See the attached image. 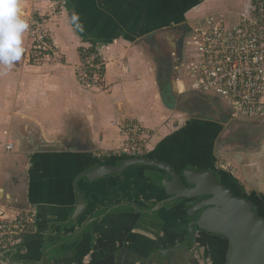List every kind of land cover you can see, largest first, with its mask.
<instances>
[{"label":"crops","instance_id":"1","mask_svg":"<svg viewBox=\"0 0 264 264\" xmlns=\"http://www.w3.org/2000/svg\"><path fill=\"white\" fill-rule=\"evenodd\" d=\"M158 1L21 0L23 15L51 13L52 8L67 11L65 18L53 16L49 25L64 60L35 67L21 59L10 70L0 68V205L9 216L24 209L37 213L35 232L14 253L0 252V264L208 263L209 256L199 257L197 248L205 251L197 246L199 240L186 247L184 216L168 205L154 209L166 198L156 186L158 174L149 167H130L94 182L82 178L98 166H120L130 159L115 153L124 141L119 124L129 117L154 131L144 158L155 157L175 169L182 164L181 168L189 164L200 169L217 160L215 167L221 170L220 158L228 161L235 179H246L264 192V143L246 161L257 165L243 171L236 162L247 156L234 152V144L227 142L218 151L215 141L212 144L220 121L204 118V109H167L162 94L161 101L156 100V89L161 91L155 87L157 67L150 47L159 40L167 43L169 60L174 59L170 56L172 51L177 55L174 35L159 32L182 27L184 20L191 25L212 13L207 6L214 0H206L208 4L203 0L183 15L181 3L175 8ZM243 1L226 0L225 8H239ZM73 12L80 18L82 32L71 23ZM83 44L103 46L102 88L85 89L77 81L75 68ZM175 83L177 87L176 78ZM174 86L172 82L171 93ZM177 95L180 102L199 97ZM218 102L225 117L232 119L230 107ZM183 140L189 151L183 150ZM8 144L13 146L11 152ZM156 148L167 158L155 156ZM77 188L87 208L77 224H69L77 206ZM244 189L252 193L247 185Z\"/></svg>","mask_w":264,"mask_h":264},{"label":"built area","instance_id":"2","mask_svg":"<svg viewBox=\"0 0 264 264\" xmlns=\"http://www.w3.org/2000/svg\"><path fill=\"white\" fill-rule=\"evenodd\" d=\"M26 32L27 62H50L57 46L45 36L40 21L32 20ZM185 57L177 78L179 94L200 93L218 98L231 109L233 120L264 119V0H249L236 13L212 12L189 25ZM103 46H89L80 53L76 78L85 89L102 87L105 61ZM124 138L115 152L119 157L144 158L150 152L152 130L138 120L119 124ZM12 144L7 151H12ZM37 226V213L31 209L8 215L0 205V252L16 251Z\"/></svg>","mask_w":264,"mask_h":264},{"label":"water","instance_id":"3","mask_svg":"<svg viewBox=\"0 0 264 264\" xmlns=\"http://www.w3.org/2000/svg\"><path fill=\"white\" fill-rule=\"evenodd\" d=\"M158 2L162 4L170 2L174 4V7L179 4L178 0H159ZM196 6L198 3L190 7H182L180 15ZM174 85L175 93L177 90L175 82ZM134 166H153L171 176V180L163 179L160 186L168 198L159 202L155 210H160L177 200L183 201L182 204H184V201L202 198L184 212L185 219H190L187 226L189 238L185 244L186 247L191 245L195 232L198 230L216 237L217 241L220 239L224 242L225 250L220 264H264V218L258 216L252 202L235 196L212 170L187 168L182 173L185 186L180 176L178 177L167 164L146 158H130L121 161L120 166H98L83 174L82 178L88 182H94L108 175L121 174L125 169ZM76 193L77 206L69 224H77L87 208V202L78 188ZM84 229L82 228L79 233H82Z\"/></svg>","mask_w":264,"mask_h":264},{"label":"flooded vegetation","instance_id":"4","mask_svg":"<svg viewBox=\"0 0 264 264\" xmlns=\"http://www.w3.org/2000/svg\"><path fill=\"white\" fill-rule=\"evenodd\" d=\"M156 1V0H155ZM161 1V0H160ZM179 3H181V8L183 7H190L192 6V4H197L200 5L202 4V1L203 0H178ZM165 2V1H163ZM160 3V2H159ZM163 5L162 3H160V6ZM179 7V6H178ZM176 8V7H175ZM186 25V23H185ZM182 26V27H178L175 29V33H173L174 35V41H175V47L177 49V55L176 53H173V51L171 52L172 54L170 55L172 58L174 59H171L169 60V57H168V53L171 51V47L166 43V44H163L162 42H160L161 46L158 44L157 46L155 44H153L151 48V56L155 59V65H156V69H157V82H158V85H159V89L161 91V94L163 96L166 97V99L170 102L172 99H173V95L171 93V82H172V79L175 80V78L177 79L178 76L180 75L181 73V65H182V62L184 60V57H185V45H186V42H185V39L186 37L188 36V30H189V26ZM156 51V53L154 54V52ZM155 55H158L161 57V60L162 62H159V58L155 57ZM175 82V81H174ZM200 97V96H199ZM223 104V102H221ZM221 107H223L221 104H220ZM264 119L262 120H257V121H253L251 124H261ZM241 124V123H240ZM255 124V125H256ZM251 133L249 132H246L244 130V132H242V135L244 136H249ZM229 134H223V136L221 137V139H215V145H216V148H220V149H224V147H226L228 144H226L227 142L229 144H234V147L232 148H238V144L233 142L234 140H231V137L230 135L228 136ZM218 137V135H217ZM220 137V136H219ZM223 137H225V139H223ZM237 140V139H236ZM186 143V140H183L181 141V145H183V150H187V145L185 144ZM232 142V143H230ZM214 142H212L213 144ZM214 145V144H213ZM215 147V146H214ZM160 148V147H159ZM190 149V147H189ZM156 154L160 153V149L156 148ZM189 151V150H187ZM160 156L163 157L164 159V156L166 157V154H158ZM177 155V154H176ZM177 156H180V155H177ZM152 157V155H151ZM155 157H152L151 159L149 158V160H154L156 161V159H154ZM167 158V157H166ZM172 158V157H170ZM110 161H114V159H110ZM158 162V161H157ZM193 163V162H192ZM215 163L216 161L213 160V163L212 164H206V166H203V167H200L201 170H212L214 171V173L216 174L217 178L222 182L223 185H225L227 188H229L233 194L237 197H241V198H245L247 200H249L250 202L253 203V206H254V210L255 212L258 214V216L264 218V198L262 197H259L255 194L257 193H248L245 191L244 189V192L243 194H241L240 196L236 195L234 193V190L232 189V187L230 186L231 184V174L229 176L228 173H226L224 171V169L222 170H219L215 167ZM183 165V164H182ZM181 165V166H182ZM181 166H179V168L177 167L176 169L171 167L173 169V171L176 173V175L179 177L180 176V179L183 183V185L186 186V183L184 182L183 178H182V173L187 169V168H191V166H194V165H186L184 166L183 168H181ZM148 168V170H151L152 172H155L157 173L158 175L156 176L155 178V183H156V186L158 188H161V182L163 179H170L171 180V176L163 171V170H160L159 168H156V167H153V166H146L145 168ZM181 168V169H180ZM164 190V189H163ZM163 196H165V198L167 199L168 197L165 195V193H163ZM202 198H195V199H191V200H187V201H184L185 203H183V201H180V200H177L175 201L174 203H171V204H167L168 207L172 208L173 210H175L178 214H181L182 216H184V212L194 206L196 203H198ZM163 209V208H162ZM190 223V219L187 218V220L185 219V216H184V220L182 222V228L183 230H185L186 232V237L185 240H186V243L188 242V230H187V226L189 225ZM195 237L192 241V243H195V241L199 240V243L197 246H200V248H203L205 249L204 251V255L205 256H209V259L212 261V264H218L217 261H219V263L222 261L223 257L222 255H224V250H225V246H223L224 242L222 240L219 239V241H217L218 239H215L216 237L214 236H211L209 234H204V232H201V231H198L196 230L195 232ZM191 243V244H192ZM193 245V244H192ZM210 253V254H209ZM220 259V260H219Z\"/></svg>","mask_w":264,"mask_h":264},{"label":"rangeland","instance_id":"5","mask_svg":"<svg viewBox=\"0 0 264 264\" xmlns=\"http://www.w3.org/2000/svg\"><path fill=\"white\" fill-rule=\"evenodd\" d=\"M247 0H244L243 1V4L242 5H240L239 6V8L238 7H228V8H225V7H227V5H226V0L225 1H222V0H218V1H212V2H210L209 3V5L207 6V8L209 7V9L212 11V12H223V13H227V14H231V13H236V12H238V11H240V10H242V9H244L245 7V5L248 3V1H247V3L245 4V2H246ZM204 3H206V4H208V2L205 0V2ZM227 3H228V1H227ZM241 7V8H240ZM232 8H234V9H236V11L235 10H233ZM51 9V8H50ZM56 9V10H55ZM232 10V11H231ZM56 14H58V15H60L61 17H62V15H63V18H65L66 17V15H67V11L65 12V11H63V10H58L57 8H52V10H51V13H41V12H39V13H33L32 11H30L29 13H28V15H23L24 16V18H26L28 21H29V24L31 25V22H33L32 20H35V21H37V22H39L40 21V23H41V29L44 31V34H45V36H47L50 40H53L52 39V35H51V31H50V27H49V25L51 24V22L53 21L52 19H53V16H57ZM192 14V13H191ZM182 24H184V23H186V25L185 26H187V21L186 20H184V21H182L181 22ZM189 26V25H188ZM159 33H161V36H164V35H166V34H173V33H175V30H172V28H168L166 31H165V29L164 30H161ZM163 33H165V34H163ZM27 34V33H26ZM25 37H26V43H29V40H28V36H26L25 35ZM54 44H55V42H54ZM86 44V43H85ZM160 45V40L159 41H157V45ZM56 45V44H55ZM87 46V45H86ZM95 46H97V44H95L94 46L92 45V47H95ZM161 46V45H160ZM162 47V46H161ZM85 47H84V44H83V47L82 48H80V50H79V52L81 53V52H83V49H84ZM56 51H57V57L54 59V61H51L50 60V62H41V63H36V62H28V63H26V64H28V65H31V66H35V67H38V66H44V65H47V64H52L53 62H55V61H57V62H59L60 60L61 61H63L64 60V58L62 57V59H61V52H60V49L57 47L56 48ZM156 53V51L154 52V54ZM155 57H157V58H159V62H162V60H161V57L160 56H158V55H155ZM23 59V61H25L26 60V58L25 57H23L22 58ZM158 77L156 76V80H158L157 79ZM174 79H172V82L174 83ZM172 82H171V85H172ZM154 85H155V83H154ZM158 85V83L156 82V85H155V87H159V85ZM102 88V87H101ZM160 90V89H159ZM159 93V94H158ZM188 94L189 93H191V92H187ZM147 94H148V92H147ZM177 94H179L178 93V89L176 90V92L175 93H172V95H173V101H172V106H173V109H176V110H178V111H187V110H190V109H192L193 107L194 108H196L197 110L198 109H204V112H203V115L202 116H204V118L206 117V119L207 118H209V119H216V120H218V121H220L221 123H219V125H218V127H217V130H216V133H217V135H218V137H216L217 139H221V137L223 136V134H229L230 135V137H231V140H234L233 142H235V143H237L239 146H238V148H234L235 149V151L234 152H239V153H241L242 155H244V157L245 156H247L246 157V159L244 160V158L241 160L240 159V161H239V163H237L236 162V164L238 165V167L239 168H241L242 170L243 169H245V167H249V168H252L251 166H249V165H257V163L256 162H250V163H246V161H249V159H250V154H255V153H257V148L259 147H262L263 146V143H264V122H262L261 124H251L253 121H257V120H251V121H248V120H245V119H240V120H233V119H228V118H226L225 117V115H224V113H223V111H222V108L221 107H219V105L218 104H216V102H214V99H213V97H196L197 98V100H195L194 102H191V101H185L184 102V100L183 101H181L180 102V97L181 96H178ZM160 96H161V92H159V91H157V89H156V100L159 102V100L161 101V99H160ZM156 101V102H157ZM162 101H163V99H162ZM218 101H220V100H218ZM152 102L154 103V101H153V99H152ZM163 103H164V106H165V108H167V109H171V107L170 106H168L166 103H165V100L163 101ZM206 109H208V110H211V111H209V112H207L206 113V111H205V108ZM196 110V111H197ZM213 110V111H212ZM191 116H193V117H195V116H200V115H198L197 113H195V114H193V112H191V114H190ZM201 116V117H202ZM226 118V119H225ZM128 119H135V120H138V119H136L135 117H129ZM262 120V119H261ZM170 121V120H169ZM264 121V120H263ZM241 123V124H240ZM179 123H176V127H177V125H178ZM180 124H182V123H180ZM166 125V124H165ZM244 130L246 131V132H249V133H251L249 136L247 135V136H244V135H242V132H244ZM153 132V135H154V131H152ZM155 135H156V132H155ZM228 135V136H229ZM215 136V135H214ZM220 136V137H219ZM153 139V138H152ZM237 139V140H236ZM214 140H215V138H214ZM214 140H213V142H214ZM230 143H232V142H230ZM217 149V148H216ZM215 151V150H214ZM217 151H218V149H217ZM215 154H216V151H215ZM219 153L217 152V155H218ZM217 161V160H216ZM218 166L220 167V169H224V170H228L229 172H230V174L232 175V173H231V166L228 164V161H224V162H222L221 160H220V158H218ZM249 168H247V169H249ZM244 171V170H243ZM246 172V171H245ZM245 174V173H244ZM233 176V175H232ZM234 177V176H233ZM235 178V177H234ZM238 182H240V185L244 188V187H246V185L250 188L248 191L249 192H253V193H258L257 195H263L264 194V192H262V191H258L259 190V188L257 189V187H255V186H253L251 183H249L248 184V182H247V180L246 179H243V181H240V180H238ZM243 182L245 183V184H243ZM242 183V184H241ZM197 250H198V252H200L199 253V257H200V259H203V253H202V250L201 249H198L197 248ZM197 250H195L196 251V253H198L197 252ZM1 253H3L4 254V252H1ZM210 261V262H209ZM207 264H212V261L210 260V259H208V263Z\"/></svg>","mask_w":264,"mask_h":264},{"label":"clouds","instance_id":"6","mask_svg":"<svg viewBox=\"0 0 264 264\" xmlns=\"http://www.w3.org/2000/svg\"><path fill=\"white\" fill-rule=\"evenodd\" d=\"M71 23L83 31L79 16L73 12ZM29 21L22 14L21 0H0V68L10 70L25 55L24 36Z\"/></svg>","mask_w":264,"mask_h":264},{"label":"trees","instance_id":"7","mask_svg":"<svg viewBox=\"0 0 264 264\" xmlns=\"http://www.w3.org/2000/svg\"><path fill=\"white\" fill-rule=\"evenodd\" d=\"M98 45V44H97ZM103 73H104V71H103ZM197 95H199L200 97H209V95H205V94H200V93H196ZM210 97H213V96H210ZM213 99H214V102H216V104H218L219 105V102H218V98H216V97H213ZM172 101H173V99H172ZM172 101L171 102H166L165 101V103L168 105V106H170V107H173L172 105ZM205 108V107H204ZM205 110H206V108H205ZM230 176V175H229ZM231 184H230V186L232 187V189L234 190V193L236 194V195H238V196H240L241 194H243V192H244V188L240 185V183L238 182V180L237 179H235L233 176H231ZM255 195H257V194H255ZM257 196H259V197H262V198H264V194L263 195H257ZM192 246V245H191ZM5 253V252H4ZM11 253H14V252H11ZM3 254V253H2ZM7 254V253H6ZM10 254V253H9Z\"/></svg>","mask_w":264,"mask_h":264}]
</instances>
